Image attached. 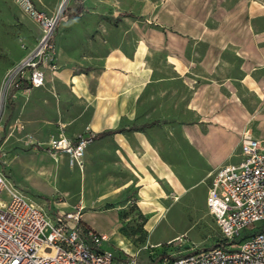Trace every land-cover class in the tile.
Masks as SVG:
<instances>
[{
	"label": "rangeland",
	"instance_id": "1",
	"mask_svg": "<svg viewBox=\"0 0 264 264\" xmlns=\"http://www.w3.org/2000/svg\"><path fill=\"white\" fill-rule=\"evenodd\" d=\"M32 2L38 10L58 15L53 34L56 68L45 72L39 92L31 95L24 91L26 95L13 104L7 97L2 98L6 71L36 47L41 29L16 0H0V172L47 213L74 211L82 206V223L109 236L102 247L118 256L133 258L138 264H151V259L163 251L177 256L192 247L205 249L220 243L221 235L205 204L209 173L213 168L191 148L184 134V129L193 127L194 123L195 128L204 132L206 125L199 123L191 106L201 109L198 103L187 102L193 90L181 79L170 78L175 74L161 49L155 50L154 46L161 47L163 35L173 46L183 43L190 62L189 78L194 79L199 88L206 78L231 82L232 86L228 84V87L247 112L241 114L243 132L249 131L264 140V84L260 82L264 81V0ZM78 5L82 6L79 16L67 15ZM207 38L234 42L223 49H213L205 42ZM250 38L254 39L253 45ZM109 46L121 47L130 57L137 50L142 51L139 61L141 67L152 71L151 82L138 98V113L124 119L115 128L120 130L117 134L94 138L85 150L81 169L70 167L65 157L57 161L51 158L45 145L48 138L62 133L75 139L97 131L88 125L89 110L81 114L69 89L52 82L63 69L99 70ZM244 50L260 57L252 55L247 64L248 80L260 82L254 84V88L240 81L246 64L236 53L242 54ZM211 52L216 54L217 64L208 72L205 68L212 59L205 60V57L213 58ZM162 78L166 79L160 80ZM221 91L226 98L220 105L208 99L206 113H212L218 106L229 107V91L223 87ZM59 92L69 101L68 108L60 107ZM30 98L51 100L53 107L48 108L47 114L41 108L42 116L56 123H47L38 131L30 130L21 115ZM62 113L76 118L71 121L70 129L78 126L79 130L70 136L67 127L60 124ZM134 130L150 140L178 179V188L164 179L155 177V180L142 182L137 176L132 162L135 156L122 150V147L137 144ZM236 159L230 158L231 161Z\"/></svg>",
	"mask_w": 264,
	"mask_h": 264
},
{
	"label": "built area",
	"instance_id": "2",
	"mask_svg": "<svg viewBox=\"0 0 264 264\" xmlns=\"http://www.w3.org/2000/svg\"><path fill=\"white\" fill-rule=\"evenodd\" d=\"M16 2L39 25L41 36L36 47L6 71L4 100L22 81L29 84L26 91L43 86L45 72L56 68L53 34L58 15L38 10L32 0ZM94 138L90 132L75 139L60 133L45 145L52 159L65 157L70 167L81 169ZM239 154L237 162L215 170L206 191L207 212L222 241L177 256L167 251L170 256L159 264H264V141L242 132ZM81 209L47 213L0 172V264H138L103 248L107 234L83 229Z\"/></svg>",
	"mask_w": 264,
	"mask_h": 264
},
{
	"label": "crops",
	"instance_id": "3",
	"mask_svg": "<svg viewBox=\"0 0 264 264\" xmlns=\"http://www.w3.org/2000/svg\"><path fill=\"white\" fill-rule=\"evenodd\" d=\"M180 34L183 36L182 32ZM162 38L161 47L158 48L155 45L154 49H161L160 52L164 55L167 63L170 64L171 71L175 74L171 75L170 78L181 79L189 90H193L192 96L187 102L198 103L201 109L199 110L197 107L191 106V109L196 111L199 123H205L204 132L199 127H196V129L194 126H197V124L194 123L193 127L184 129V134L191 148L203 159L205 164L213 168L209 173L210 180L211 175L218 167L237 162L240 159L239 137L243 132V118L241 114L243 112L247 114V112L244 110L245 108L238 96L228 87L232 86L231 82L227 83L226 80L215 81L206 78V82L201 86L202 88H199L198 85L195 86L196 81L189 78L190 62L183 50V43L180 46H173L171 42H168L167 36L163 35ZM184 40L187 41L188 38ZM250 40L251 45H253L254 39L250 38ZM205 42L210 48L223 49L225 45L231 44L234 41L231 39L219 40L217 38H207ZM140 52L142 51L137 50L130 57L124 53L121 47L109 46L102 56L101 68L99 70L88 67L85 68L87 72H72L71 69H63L57 73V77L52 83L56 86H65L69 89L68 93L78 104L81 114L86 109L89 110L90 116L87 122L92 129L97 131L96 133L110 130L112 131L111 134H117L120 130H116L115 128L119 124H122L124 119L134 117L138 113V98L142 89L151 82L152 71L141 67V62L139 61ZM211 54L214 55L213 58H210L209 55V57L207 55L205 57V60L212 59L208 67L205 68L208 72L214 69L215 64H217L215 63L216 54L213 52ZM236 54L246 64L240 81L249 88H254L253 86L256 82L248 80L246 70L247 64H249L248 60L254 57L252 55L260 58L259 55L246 50L242 54ZM165 79L162 78L160 80ZM260 82L264 84V81ZM222 87L229 91V102L227 101L229 107L222 108V106H218L212 113H206L205 106H207L208 99H212L213 103L220 105L223 98H226V95L221 91ZM39 90V87L30 88L27 92H31L32 95L35 91L39 92ZM24 91L26 90L20 89L14 93L11 100L12 104L13 101L17 103V101L26 95ZM58 95L62 98L59 101L60 107L64 106V108H68L69 101L65 99L62 93L59 92ZM23 107H25V110L24 112L21 110L22 121L32 131H38L47 123H56V120L42 116L41 108H44L43 113L47 114L50 112L48 108L53 107L49 99L48 101L47 99L45 101L44 98L41 101H34L30 98L25 102ZM60 119L61 126L67 127V134L69 136L73 134V131L79 130L78 126L70 129L71 121H75L76 118L72 116L66 117L65 113H62ZM134 131H136L133 134L137 144L132 147H122V150L125 153L130 152L129 156H135L134 159L136 158V160L132 162L134 163V171L137 176L142 179V182H148L150 179L155 180V177L164 179L172 187L178 188L180 186L178 179L175 178L171 168L159 157L150 140L139 130ZM231 156L237 157V159L231 161Z\"/></svg>",
	"mask_w": 264,
	"mask_h": 264
},
{
	"label": "trees",
	"instance_id": "4",
	"mask_svg": "<svg viewBox=\"0 0 264 264\" xmlns=\"http://www.w3.org/2000/svg\"><path fill=\"white\" fill-rule=\"evenodd\" d=\"M82 13V6L81 5H78L72 12L68 13L67 15L69 16H79L80 14ZM29 87V84L25 81H22L18 87L12 89L7 97V101L11 104V100H12V97H13V94L19 90V89H26ZM112 131L110 130H107V131H103V132H99V133H95V139L96 138H101L107 134H111ZM81 224H82V227L83 229H87V228H90V227H87L85 226L84 223H82L81 221ZM170 255L167 254V251H163V253L159 254L157 257L155 258H152L151 259V264H159L161 263V261L165 258V257H169Z\"/></svg>",
	"mask_w": 264,
	"mask_h": 264
}]
</instances>
